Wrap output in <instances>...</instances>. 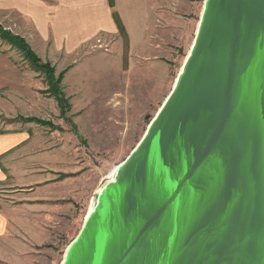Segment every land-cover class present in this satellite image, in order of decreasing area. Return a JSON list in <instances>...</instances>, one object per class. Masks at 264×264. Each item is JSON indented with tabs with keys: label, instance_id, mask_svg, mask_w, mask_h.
Listing matches in <instances>:
<instances>
[{
	"label": "water",
	"instance_id": "water-1",
	"mask_svg": "<svg viewBox=\"0 0 264 264\" xmlns=\"http://www.w3.org/2000/svg\"><path fill=\"white\" fill-rule=\"evenodd\" d=\"M189 49L60 264H264V0H204Z\"/></svg>",
	"mask_w": 264,
	"mask_h": 264
},
{
	"label": "rangeland",
	"instance_id": "rangeland-1",
	"mask_svg": "<svg viewBox=\"0 0 264 264\" xmlns=\"http://www.w3.org/2000/svg\"><path fill=\"white\" fill-rule=\"evenodd\" d=\"M203 1L159 3L148 33L153 49L146 53L131 52L121 35L88 44L73 62L58 60L54 66L42 60L56 74L64 71L61 86L70 106L61 111L53 96L39 91V110L33 114L52 125L0 116V129L24 128L34 138L22 150L29 154L15 163L16 177L0 183V209L12 226L8 234L14 259L60 264L96 190L136 146L170 92L192 44ZM0 48L10 47L0 40ZM12 50L15 60L35 75L36 88L45 89L43 75ZM19 164L29 167L21 172Z\"/></svg>",
	"mask_w": 264,
	"mask_h": 264
},
{
	"label": "crops",
	"instance_id": "crops-1",
	"mask_svg": "<svg viewBox=\"0 0 264 264\" xmlns=\"http://www.w3.org/2000/svg\"><path fill=\"white\" fill-rule=\"evenodd\" d=\"M161 2L168 5L173 0H0V24L25 38L41 60L56 66L58 60L73 62L88 44L103 38L123 35L134 53L153 49L148 33L154 27ZM12 51L0 48V116L10 120L17 116L36 117L33 113L40 106L36 77L15 60ZM33 140L24 128L0 129V183L16 177L15 163L29 154L22 150L30 148ZM15 153L19 155L15 157ZM18 166L24 172L29 164ZM10 226L0 209V264H22L18 257H12Z\"/></svg>",
	"mask_w": 264,
	"mask_h": 264
},
{
	"label": "trees",
	"instance_id": "trees-1",
	"mask_svg": "<svg viewBox=\"0 0 264 264\" xmlns=\"http://www.w3.org/2000/svg\"><path fill=\"white\" fill-rule=\"evenodd\" d=\"M114 16L119 29L123 34L120 21L116 15ZM0 40L4 41L10 47V49H14L15 51H17L22 61L24 63L26 62L31 69L43 75L46 88L39 91L53 96L61 111H64V109L68 110L70 107L68 104V98L65 96L63 88L61 86V80L63 78L64 71H60L56 74L54 66H52L49 62L42 61L32 50L25 38L20 35L13 34L11 31L6 30L1 26ZM15 119L24 122H35L42 125H52L50 124V122L37 117L17 116Z\"/></svg>",
	"mask_w": 264,
	"mask_h": 264
},
{
	"label": "bare ground",
	"instance_id": "bare-ground-1",
	"mask_svg": "<svg viewBox=\"0 0 264 264\" xmlns=\"http://www.w3.org/2000/svg\"><path fill=\"white\" fill-rule=\"evenodd\" d=\"M202 10V9H201ZM201 13V12H200ZM199 21V20H198ZM197 24H198V22H197ZM190 50V49H189ZM189 50H188V52H189ZM188 52H187V54H188ZM185 58H186V56H185ZM185 58H184V60H185ZM183 60V61H184ZM181 68H182V65H181V67H180V69H179V71L181 70ZM115 168H116V166L106 175V177H108V178H111L112 177V175H113V173H114V171H115ZM89 208H91V207H89ZM91 210V209H90Z\"/></svg>",
	"mask_w": 264,
	"mask_h": 264
}]
</instances>
